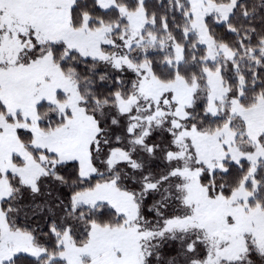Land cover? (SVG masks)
<instances>
[{
  "label": "snow or ice",
  "instance_id": "obj_1",
  "mask_svg": "<svg viewBox=\"0 0 264 264\" xmlns=\"http://www.w3.org/2000/svg\"><path fill=\"white\" fill-rule=\"evenodd\" d=\"M0 264H264V0H0Z\"/></svg>",
  "mask_w": 264,
  "mask_h": 264
}]
</instances>
